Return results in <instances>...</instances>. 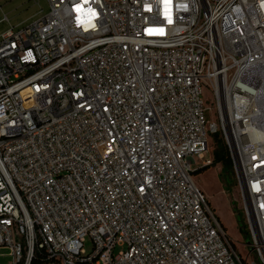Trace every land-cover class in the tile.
Here are the masks:
<instances>
[{"label": "built area", "instance_id": "2783aa9c", "mask_svg": "<svg viewBox=\"0 0 264 264\" xmlns=\"http://www.w3.org/2000/svg\"><path fill=\"white\" fill-rule=\"evenodd\" d=\"M47 1L0 36L8 264H264V0ZM218 131L246 256L194 180Z\"/></svg>", "mask_w": 264, "mask_h": 264}, {"label": "rangeland", "instance_id": "374dc122", "mask_svg": "<svg viewBox=\"0 0 264 264\" xmlns=\"http://www.w3.org/2000/svg\"><path fill=\"white\" fill-rule=\"evenodd\" d=\"M50 11L47 0H3L0 4V36L10 28H22L43 19ZM9 22H2L5 17ZM203 98L208 106H213L214 102L209 90L205 89ZM207 116L211 122H218L216 111H208ZM219 139L220 146H223L221 132L211 135L209 138L210 150L205 153V159L211 160L212 165L205 171L194 175V180L198 187L205 194L215 215L222 222L226 233L233 240L236 249L247 255L250 243V230L247 219V209L243 194L237 183L236 173L230 165H224L216 161L215 149ZM197 167L204 164V160L195 157ZM243 227V233L240 229ZM249 231V232H248ZM85 251L89 254L93 252V242L90 238L86 240ZM126 250V247H116L115 253ZM9 251L0 249V264H8L11 258Z\"/></svg>", "mask_w": 264, "mask_h": 264}, {"label": "trees", "instance_id": "16d2710c", "mask_svg": "<svg viewBox=\"0 0 264 264\" xmlns=\"http://www.w3.org/2000/svg\"><path fill=\"white\" fill-rule=\"evenodd\" d=\"M217 143V148L215 149V158H216V161L218 162H221L223 163L224 165H230L232 168H233V164H232V160L229 156V152L227 150V147L223 141V146H220L219 144V139L215 140ZM210 166L204 168V169H200L198 172H202V171H205L209 168ZM219 219V218H218ZM220 221V219H219ZM220 223L222 224V222L220 221ZM223 226V224H222ZM224 228V226H223ZM248 228V226H246V229ZM249 229V228H248ZM225 230V228H224ZM240 232L243 233V227L240 229ZM249 232V231H248ZM249 235H250V232H249ZM251 237V235H250ZM32 264H57L55 263L50 257L49 255L47 254V252L45 251H37V253L35 254L34 258H33V261H32ZM83 264H87V263H83Z\"/></svg>", "mask_w": 264, "mask_h": 264}, {"label": "water", "instance_id": "95a60500", "mask_svg": "<svg viewBox=\"0 0 264 264\" xmlns=\"http://www.w3.org/2000/svg\"><path fill=\"white\" fill-rule=\"evenodd\" d=\"M206 168V167H205ZM204 169V168H203ZM197 173V171L195 172V174ZM247 244H250L249 242Z\"/></svg>", "mask_w": 264, "mask_h": 264}]
</instances>
